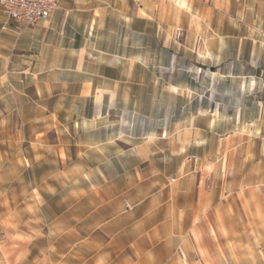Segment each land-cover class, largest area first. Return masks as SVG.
<instances>
[{
    "label": "crops",
    "instance_id": "crops-1",
    "mask_svg": "<svg viewBox=\"0 0 264 264\" xmlns=\"http://www.w3.org/2000/svg\"><path fill=\"white\" fill-rule=\"evenodd\" d=\"M218 1L228 11L229 0ZM162 7L161 0H58L49 18L22 30L0 9V126L4 108H13L23 156L13 168L54 169L66 187L65 194L11 198V225L26 243L12 264H264V157L212 164L207 186L178 142L165 160L163 153H117L109 141H62L99 134L64 124L97 122L102 107L115 105L116 82L103 76L126 54L111 47V24L155 19ZM232 9L237 27L251 32L248 58L259 57L264 0H234ZM127 73L130 84L131 66ZM66 100L88 104L90 117L57 115ZM85 155L91 162L75 158Z\"/></svg>",
    "mask_w": 264,
    "mask_h": 264
},
{
    "label": "rangeland",
    "instance_id": "rangeland-1",
    "mask_svg": "<svg viewBox=\"0 0 264 264\" xmlns=\"http://www.w3.org/2000/svg\"><path fill=\"white\" fill-rule=\"evenodd\" d=\"M161 2L163 7L155 19L139 23L133 19L124 27L111 24L116 37L111 47L126 54L125 60L110 62L114 74L103 76L116 82L115 105L109 112L102 107L97 122H63L66 129L99 134L62 141L71 145L109 141L117 153L133 158L143 152L163 153L165 160L178 142L182 159L191 162V171L208 186L212 164L235 166L242 158L264 157V44L257 46L259 57L248 58L252 46L246 39L251 32L237 27L234 0L228 1V11L220 9L218 0H202L199 8H191L189 0ZM177 29L182 31L179 38ZM123 35L125 46L119 43ZM62 103L56 114L63 119L91 115L88 104ZM4 109L8 115L0 126V264H12L24 255L26 243L25 236L15 234L11 225V198L60 195L66 193V187L59 183L61 172L54 169L13 168L23 156L14 137L16 114L11 113L13 108ZM76 148L73 146L74 153ZM85 157L91 162L90 155L75 158L82 161ZM45 174L47 178L51 174L50 187L41 184Z\"/></svg>",
    "mask_w": 264,
    "mask_h": 264
},
{
    "label": "built area",
    "instance_id": "built-area-1",
    "mask_svg": "<svg viewBox=\"0 0 264 264\" xmlns=\"http://www.w3.org/2000/svg\"><path fill=\"white\" fill-rule=\"evenodd\" d=\"M0 9L9 23L22 30L49 18L58 9V0H0ZM175 35L179 38L182 31L177 29Z\"/></svg>",
    "mask_w": 264,
    "mask_h": 264
}]
</instances>
